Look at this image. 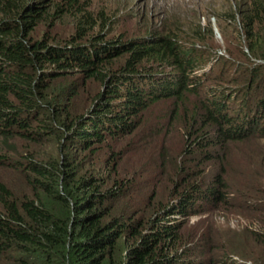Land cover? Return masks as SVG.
<instances>
[{"label": "trees", "instance_id": "trees-1", "mask_svg": "<svg viewBox=\"0 0 264 264\" xmlns=\"http://www.w3.org/2000/svg\"><path fill=\"white\" fill-rule=\"evenodd\" d=\"M246 4L251 54L236 47V60L203 46L186 47L169 31L132 46L100 43L87 37L92 21L81 0H0V169L19 172L27 190L18 198L0 180V264H186L189 251L178 228L203 195L222 198V179L215 176L205 191L185 184L172 189L168 201L145 195L138 203L131 196L135 179L119 170L122 152L107 151L104 142L140 126L144 97L154 102L174 96L180 106L172 109L171 122L187 127L189 154L197 151L201 158L211 159L210 146L264 134V0ZM65 16L78 22L67 43L52 35ZM41 28L46 30L38 35ZM122 53L129 56L111 69ZM212 54L216 62L196 75ZM75 72L98 89L79 99L83 87L68 80ZM171 75L178 78L174 91L164 80ZM145 81L160 96L155 87L141 88ZM184 93L200 111L189 115L184 109L180 117ZM114 102L118 108L111 107ZM18 140L43 146L48 159L20 153ZM98 163L97 170H84ZM254 235L264 249V231ZM262 253L249 261L264 264Z\"/></svg>", "mask_w": 264, "mask_h": 264}, {"label": "rangeland", "instance_id": "rangeland-1", "mask_svg": "<svg viewBox=\"0 0 264 264\" xmlns=\"http://www.w3.org/2000/svg\"><path fill=\"white\" fill-rule=\"evenodd\" d=\"M248 1L81 0L88 5L92 21V29L87 37L97 36L100 43H130L132 46L138 40H152L158 34L169 31L179 35L183 43H187L186 47L190 44L203 46L210 53H218L224 58H230V55L235 57L236 47L243 49L245 54H251L247 49L243 22V11ZM77 25L78 22L71 18L62 17L54 25L52 35L58 41L67 43ZM255 26L259 27L257 24ZM43 30L41 28L38 35ZM207 50H204V54ZM128 56L122 53L118 60L114 59L111 69L123 64ZM216 60L212 54L211 63L195 71L196 75L202 76L208 72ZM165 68L174 69L170 66ZM68 80L78 81L79 88L83 87L79 89L82 92L79 99L84 97L87 90H97L99 86L98 83L84 80L78 72ZM164 80L170 81L172 91L176 90L177 76L171 75ZM201 82L202 86L204 81ZM147 87H155L158 92L156 96H160V90L152 81L141 83V88ZM183 97L185 105L180 107V117L184 109L189 110V115L200 111L198 107L194 109L193 101L196 100H192V95L185 94ZM144 99L147 104L142 112L143 117L136 120L138 124L141 123L140 126L133 127L136 130L132 134L104 142L107 151L117 149L122 152L120 173L135 179L132 200L140 203L145 195H149L147 200L151 197L153 201H168L178 186L194 183L201 185L205 191V185L211 184L215 176L219 177L223 185L217 188L222 198L214 201L203 195L201 200L195 201L194 208L185 212L183 223L178 228V235L189 251L185 257L188 260L186 264H196L194 261L198 260L199 264H252L249 259H257L264 251L259 238L254 235L264 231V134H255L239 142H228L223 149L218 145L210 146L211 159L201 158L197 151L189 154L188 146L193 142L190 135L186 136L187 127L176 120L171 122L172 109L180 106L179 102L174 101V96L162 97L154 102L147 101L146 97ZM112 106L118 108L117 102ZM105 136L110 139L108 135ZM18 141L15 146L20 153L36 154L38 161L48 159L43 146ZM48 147L51 149L52 145ZM100 155L103 156L99 154L98 157ZM103 158L100 157V160ZM98 165H85L84 170H97ZM101 173L106 174L104 170ZM18 175L19 172L15 174L0 169V180L14 190V196L20 198L27 194V190ZM241 258L248 262L244 263Z\"/></svg>", "mask_w": 264, "mask_h": 264}, {"label": "clouds", "instance_id": "clouds-1", "mask_svg": "<svg viewBox=\"0 0 264 264\" xmlns=\"http://www.w3.org/2000/svg\"><path fill=\"white\" fill-rule=\"evenodd\" d=\"M144 79H141V81H143Z\"/></svg>", "mask_w": 264, "mask_h": 264}]
</instances>
